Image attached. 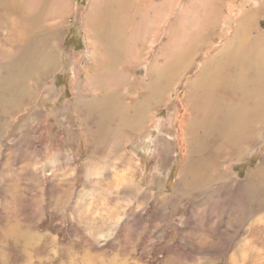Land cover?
Returning a JSON list of instances; mask_svg holds the SVG:
<instances>
[{
  "label": "rangeland",
  "instance_id": "1",
  "mask_svg": "<svg viewBox=\"0 0 264 264\" xmlns=\"http://www.w3.org/2000/svg\"><path fill=\"white\" fill-rule=\"evenodd\" d=\"M200 1L172 0L171 10L167 0H156L155 11L170 18L185 12L179 30L185 37L214 9L212 0ZM89 2L71 0L72 13L52 38L58 68L39 70L31 80L37 99L18 106L11 127L0 128V264H264V208L251 213L244 183L246 173L260 164L264 173V131L258 144L244 148V156L234 157L232 150L226 157V184L212 182L199 191L207 178L195 184L197 178L182 173L172 108L162 105L152 112L151 126L140 137H108L93 147V140L87 144L80 134L78 122L67 120L65 108L99 80L94 77L84 87V61L90 60L82 16ZM222 2L225 22H219L216 32L223 38L213 36L210 55L230 35L234 13L242 5L244 10L254 5L252 0ZM257 17L255 25L264 30V9ZM3 38L0 34V43ZM135 46L138 62L133 60ZM135 46L124 52V70L128 77L142 79L145 51L142 43ZM154 52L156 48L150 59ZM100 79L112 85L116 81ZM180 95L177 88L170 99ZM155 123L162 126L153 127ZM64 129L71 134H63ZM159 138L169 144L168 154ZM252 221L263 226L256 239Z\"/></svg>",
  "mask_w": 264,
  "mask_h": 264
},
{
  "label": "bare ground",
  "instance_id": "2",
  "mask_svg": "<svg viewBox=\"0 0 264 264\" xmlns=\"http://www.w3.org/2000/svg\"><path fill=\"white\" fill-rule=\"evenodd\" d=\"M212 1L211 15L183 37L179 33L182 20L183 25L186 20L183 11L175 18L165 17L157 12L156 0H90L82 16L90 62L84 61L82 77L84 87L94 77L99 80L91 82L93 90L86 95L83 89L78 91L83 93L69 109L65 108L69 111L65 114L67 120L78 122L87 144L93 140L92 147L108 137L117 141L126 135L140 137L151 126L148 121L152 112L162 105L172 108V124L177 126L174 143L184 158L182 173L197 178L195 184L207 178L197 188L199 191L212 182L226 184V157L232 150L234 157L246 154L244 148L258 144L264 131V30L255 25L264 0H252L254 5L249 10L240 5L238 12H233L235 24L230 35L210 55L213 36L223 38L216 32L219 22H225L221 18L222 0ZM167 3L171 8L175 4L172 0ZM72 10L71 0H0V34L4 36L0 43V128L11 127V113L18 106L37 99L31 80L39 70L58 68L52 38L58 36ZM138 42L145 51L142 79L130 78L124 70V52ZM135 48L132 56L137 61L141 55ZM154 48L157 52L150 59ZM87 64L91 65L89 69ZM104 76L114 78V85L105 84L100 79ZM177 88H181L182 95L171 100ZM76 90L74 86L73 93ZM67 132L71 134L67 129L63 134ZM159 141L165 143L162 152L168 154L169 144L164 138ZM262 165L247 170L243 181L248 185L249 209L254 215L264 208V173L259 171ZM233 181L239 184L237 178ZM250 228L256 239L263 226L252 221Z\"/></svg>",
  "mask_w": 264,
  "mask_h": 264
}]
</instances>
